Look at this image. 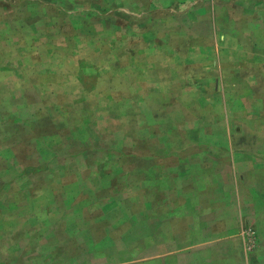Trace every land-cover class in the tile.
<instances>
[{"label":"rangeland","instance_id":"obj_1","mask_svg":"<svg viewBox=\"0 0 264 264\" xmlns=\"http://www.w3.org/2000/svg\"><path fill=\"white\" fill-rule=\"evenodd\" d=\"M165 1L0 0V264H159L158 222L142 221V162L129 137L140 136L143 111L131 109L127 124L122 91L140 33L175 32L143 13ZM166 8L182 15L179 3ZM213 54L225 71V49ZM241 234L254 250L255 227Z\"/></svg>","mask_w":264,"mask_h":264},{"label":"crops","instance_id":"obj_2","mask_svg":"<svg viewBox=\"0 0 264 264\" xmlns=\"http://www.w3.org/2000/svg\"><path fill=\"white\" fill-rule=\"evenodd\" d=\"M183 1L143 10L175 32L151 39L143 30L144 49L126 62L127 124L131 109L143 111L140 136H129L142 162V221L157 219L159 264H264V0ZM176 3L175 17L166 7ZM243 224L258 233L252 251Z\"/></svg>","mask_w":264,"mask_h":264}]
</instances>
